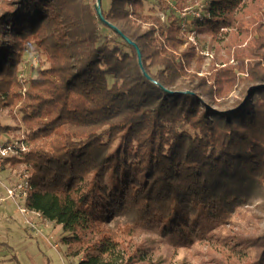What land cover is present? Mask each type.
I'll list each match as a JSON object with an SVG mask.
<instances>
[{
    "label": "trees",
    "instance_id": "1",
    "mask_svg": "<svg viewBox=\"0 0 264 264\" xmlns=\"http://www.w3.org/2000/svg\"><path fill=\"white\" fill-rule=\"evenodd\" d=\"M102 1L120 34L95 0H0V110L27 145L3 162L25 165V207L61 226L77 264H162L159 240L204 242L219 264H264V227L235 226L250 205L264 221V23L243 15L245 0L208 1L200 30L247 25L253 42L214 85L180 51L175 14L163 24L144 0ZM31 45L34 75L21 72ZM238 82L228 107L222 92ZM11 131L0 120V138Z\"/></svg>",
    "mask_w": 264,
    "mask_h": 264
},
{
    "label": "rangeland",
    "instance_id": "2",
    "mask_svg": "<svg viewBox=\"0 0 264 264\" xmlns=\"http://www.w3.org/2000/svg\"><path fill=\"white\" fill-rule=\"evenodd\" d=\"M209 0H144L143 13L156 14L160 17L161 23H165L168 14L173 13L178 17L180 26V35L183 44L180 51L194 52L191 60V70L197 72L199 76H206L209 83H214L213 74L221 73V69L228 64H236L233 53L235 49L245 47L247 44L253 45L251 32L247 29V25L239 28L237 25L232 27L222 28L221 31L212 37L205 31L200 30L196 26L197 18H200L205 11ZM96 2V0H95ZM182 9H179L178 5ZM107 3L102 1V9H106ZM243 15H248L249 20L262 21L264 23V3H258L257 0H245ZM247 34V36H244ZM253 38V36H252ZM257 39V35L255 36ZM255 42V41H254ZM258 47L264 48L263 43H259ZM36 52L34 46H27L23 54L25 65L21 72L23 74L34 75V67L42 58ZM244 64L247 59L243 60ZM244 68L246 65H244ZM244 69L242 70V72ZM237 71L235 74L244 76L245 73ZM238 82L233 89L228 92H222L226 95L228 107L232 106V102L236 98H240V87ZM17 119L18 112L13 110ZM0 120L4 124L12 126V131L9 134H4L0 138V145L7 144L25 137L23 129L14 122L12 116L6 109L0 110ZM14 157V156H12ZM9 157L0 159V264H77V258L68 257L65 253L66 248L62 243L61 238L63 231L55 229V227L44 226L46 221L40 215L28 211L24 207L25 197L11 198L7 194V188L14 187L24 178L26 171L25 165L18 164L10 165L8 161L3 162ZM25 196V195H24ZM257 202V201H256ZM4 206H9L4 209ZM24 207L28 212L23 214L20 208ZM255 211L256 208L250 205L241 211L242 217L237 216L235 226L239 230L246 233L260 231L264 227L262 219L255 218L250 214V211ZM26 217V219H25ZM43 225V226H40ZM45 227V228H44ZM41 234L44 237H50L55 240L51 241V245L47 246L41 239ZM32 235L33 241L31 244H21L23 238H29ZM147 235L144 232L140 236ZM22 238V239H21ZM28 251L32 253V259L28 255ZM34 252V253H33ZM43 257H45L43 259ZM154 257L162 258V264H219L222 260L218 256L210 257L207 254L206 244L204 242L196 243L188 250L183 248L174 249L170 243L159 240L154 246ZM80 258V257H79Z\"/></svg>",
    "mask_w": 264,
    "mask_h": 264
},
{
    "label": "built area",
    "instance_id": "3",
    "mask_svg": "<svg viewBox=\"0 0 264 264\" xmlns=\"http://www.w3.org/2000/svg\"><path fill=\"white\" fill-rule=\"evenodd\" d=\"M27 150L26 142L23 140V138L9 142L7 144H1L0 145V159L3 157H19L22 153H24ZM25 178V176H24ZM29 187L27 179L21 180L19 183H17L14 187L7 188V194L11 198H21L26 196L27 188ZM25 195V196H24ZM25 207V205H24ZM20 208V211L25 214L28 211L35 213L36 215H39V213L29 210L28 208ZM26 219V217H25ZM56 246V244H54Z\"/></svg>",
    "mask_w": 264,
    "mask_h": 264
},
{
    "label": "crops",
    "instance_id": "4",
    "mask_svg": "<svg viewBox=\"0 0 264 264\" xmlns=\"http://www.w3.org/2000/svg\"><path fill=\"white\" fill-rule=\"evenodd\" d=\"M3 197L0 195V199H2ZM9 207V206H8ZM8 207L7 206H4L3 208L4 209H8ZM42 217V216H41ZM43 218V217H42ZM43 220H45L46 221V223H45V225L44 226H46V227H55V229H58V230H60V231H63L62 230V228H61V226L60 225H58V224H56V223H54V222H51V221H48V220H46V219H43ZM40 226H43V225H40ZM45 228V227H44ZM64 235V233L62 234V236ZM33 238L34 237H32V235H30L29 236V238H23V241L21 242V244H31V241H33ZM55 238L56 237H54L53 239L51 238V236L50 237H44L42 234H41V239L43 240V243H45L47 246H49V245H51L52 243H51V241H53L54 242V240H55ZM22 239V238H21ZM35 239V238H34ZM53 244H56L55 242L53 243ZM2 247H0V249H1ZM66 248V247H65ZM34 253V252H33ZM65 253H66V251H65ZM28 255L31 257V259H32V253H30V251H28ZM45 257H43V259H44ZM73 258H77L78 259V257H73ZM79 260V259H78Z\"/></svg>",
    "mask_w": 264,
    "mask_h": 264
},
{
    "label": "water",
    "instance_id": "5",
    "mask_svg": "<svg viewBox=\"0 0 264 264\" xmlns=\"http://www.w3.org/2000/svg\"><path fill=\"white\" fill-rule=\"evenodd\" d=\"M95 12L98 16V18L104 22L105 24L109 25L112 29L116 30L119 34H120V31L115 27L113 26L112 24L108 23L104 18H103V15H102V12H101V9H100V0H96L95 2ZM125 40L129 43H132L127 37H124ZM134 45V44H133ZM135 46V45H134ZM135 49H136V52H137V58H138V63L141 65V58H140V52H139V49L135 46ZM146 78H148L149 76L144 73Z\"/></svg>",
    "mask_w": 264,
    "mask_h": 264
}]
</instances>
